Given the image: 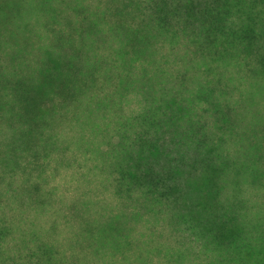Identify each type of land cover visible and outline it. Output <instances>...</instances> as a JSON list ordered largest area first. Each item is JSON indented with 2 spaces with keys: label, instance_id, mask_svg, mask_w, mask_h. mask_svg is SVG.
<instances>
[{
  "label": "trees",
  "instance_id": "1",
  "mask_svg": "<svg viewBox=\"0 0 264 264\" xmlns=\"http://www.w3.org/2000/svg\"><path fill=\"white\" fill-rule=\"evenodd\" d=\"M262 101L264 0H0V130L21 139L0 141V264H72L54 191L29 179L62 113L104 145L114 206L84 225L89 246L132 264H264L263 139L243 129Z\"/></svg>",
  "mask_w": 264,
  "mask_h": 264
},
{
  "label": "rangeland",
  "instance_id": "2",
  "mask_svg": "<svg viewBox=\"0 0 264 264\" xmlns=\"http://www.w3.org/2000/svg\"><path fill=\"white\" fill-rule=\"evenodd\" d=\"M138 108V105H133ZM258 113L254 116L249 125L244 126L245 139H263L264 146V101L259 104ZM63 118H59L60 124L52 133L50 139L51 147H38V153L43 154L39 157V165L34 168L30 166V181H41L43 186L51 188L57 203L62 207L60 219L55 220L56 230L53 231L54 237L62 245L64 250L72 252V264H129L133 263L132 253H119L111 251L109 243L101 239L89 246L90 238L82 230L87 222L98 218L113 207V196L110 188L105 181V169L101 161V151L104 147L99 133L87 125L72 120L62 113ZM21 139L9 129L0 130V141L4 148L11 151ZM31 157L24 154L22 157L13 158L19 165L27 163ZM8 178V175H6ZM20 174L16 172L11 179L18 181ZM191 197L193 190L198 187L194 184H186ZM231 194V190H228ZM241 193L253 201L262 202V198L256 193L257 190L247 185L243 186ZM26 216L33 221L34 226L48 228L51 219L48 212L30 207L27 200L24 202ZM55 204V203H54ZM67 205L74 209V215L67 210ZM59 208V207H58ZM23 228L24 225L22 226ZM136 231L141 230V223L136 224ZM137 241V240H136ZM73 247V249H72ZM131 263V264H132ZM135 264V263H134ZM137 264V263H136ZM145 264H165L156 257L145 260Z\"/></svg>",
  "mask_w": 264,
  "mask_h": 264
}]
</instances>
